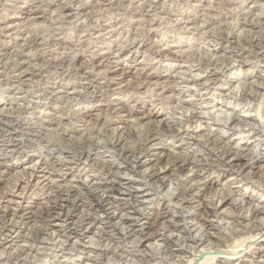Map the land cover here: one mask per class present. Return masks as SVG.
<instances>
[{
	"label": "rangeland",
	"instance_id": "374dc122",
	"mask_svg": "<svg viewBox=\"0 0 264 264\" xmlns=\"http://www.w3.org/2000/svg\"><path fill=\"white\" fill-rule=\"evenodd\" d=\"M151 128L138 165L120 155ZM258 135L264 0H0V264H264ZM57 192L72 202L46 220Z\"/></svg>",
	"mask_w": 264,
	"mask_h": 264
},
{
	"label": "bare ground",
	"instance_id": "6f19581e",
	"mask_svg": "<svg viewBox=\"0 0 264 264\" xmlns=\"http://www.w3.org/2000/svg\"><path fill=\"white\" fill-rule=\"evenodd\" d=\"M67 8H65V10H66ZM226 38V37H225ZM35 41V40H34ZM33 41V42H34ZM30 43V42H29ZM250 43V42H249ZM39 75V74H38ZM110 77V76H109ZM110 83V82H109ZM109 86V85H108ZM148 116V115H147ZM162 129V133L165 135H168V136H172V137H174V136H176L177 135V129L175 130V127H172L169 123H167L166 122V124H164V126L161 128ZM140 133V132H139ZM149 133V132H148ZM165 135V136H166ZM147 137V136H146ZM159 134H158V132H156V129H152L151 128V130H150V135L148 136V138L145 140V142L143 141V143L142 144H140V146H139V148H136V149H126L125 147H122L121 149L119 148V150H120V155L121 156H123L124 158H131V159H133L134 157V159H133V162H134V164L135 165H138L141 161H140V158H141V156L146 152V150L148 149V147H149V145L150 144H152V143H154L155 141L157 142L158 141V139H159ZM258 140L260 141V143H261V145L262 146H264V139H263V137L262 136H259L258 135ZM121 141V139L119 140V139H116V141L115 142H113V144L112 145H114L115 143H119ZM214 140H210L209 142H211L213 145H218V144H216L217 142H213ZM122 142V141H121ZM123 143V142H122ZM121 143V145L123 146V144ZM84 144V143H83ZM88 144V143H87ZM118 145V144H117ZM116 145V146H117ZM126 145V144H125ZM84 146V145H83ZM211 146V145H210ZM129 147V146H128ZM211 147H213V146H211ZM97 148H98V146H97ZM83 150H80V155H78V156H89V151L87 152V151H84V148H82ZM95 149H96V147H95ZM231 152L232 151H230V150H223V151H220V152H218V153H215L214 154V157H215V159H217V160H221L222 161V163L225 165V167L227 168V169H233V168H235V167H237V166H239L238 165V162H240L241 160H242V156L241 155H235V158H234V156H233V154H231ZM78 153V152H77ZM91 155V154H90ZM135 155V156H134ZM134 156V157H133ZM133 157V158H132ZM79 158H81V157H79ZM80 160V159H79ZM217 160H214L213 159V163L215 162V161H217ZM165 161H167V160H165ZM167 162H169V160L167 161ZM171 163H172V161H171ZM244 163V162H243ZM249 163V162H248ZM198 164V163H197ZM241 164V163H240ZM191 164L187 161V160H185V159H183V160H181V159H176L175 161H173V167L174 168H176L177 170H184L186 167H188V166H190ZM214 165V164H213ZM211 166V165H210ZM108 167V173L111 171V173H112V169H113V164L111 165H109V166H107ZM172 167V166H171ZM234 170V169H233ZM240 172V171H239ZM151 176L154 178V179H159L160 177H162L161 176V172L160 171H158V169L156 170V169H154L151 173ZM239 174V173H238ZM150 176V177H151ZM125 183L123 182V181H120L118 184H115V183H111L110 185H108V187H107V189H105L106 190V193L108 194V196H107V198L106 199H103V198H99L98 196H96L95 194L92 196V201H93V203H95V205H96V207H98V208H100V209H102V210H104V212L108 209V208H106L107 206H105V204H106V202H107V204H109V201H110V196L109 195H112V194H117L118 193V191H119V189H120V185H124ZM20 186H21V184H20ZM22 187V186H21ZM58 194L55 196V199L53 198V200H56V201H54L53 202V204H52V206L50 207V208H47L46 207V209H44L43 210V214L44 215H46L47 217H46V220H47V218H53L54 216H53V214H54V209H57V207L58 206H60L59 205V203L60 202H67V203H71L72 201H70L71 199H69L70 197H72L73 195L71 194V196L70 197H68V196H65V195H63L61 192H57ZM92 193V192H91ZM120 193V192H119ZM122 194V193H121ZM130 196H132V194H129ZM191 195V194H190ZM206 199V198H205ZM205 199H201V198H199V200H198V202H199V213H201V214H203V215H205V219L209 222V219L210 218H212V217H215V216H217L218 215V207L217 206H214V201H207V200H205ZM224 200L225 199H223V198H221L220 199V204H222L223 203V206L226 204V203H224ZM191 203V202H190ZM211 206H213V207H211ZM43 214H42V216H43ZM107 214V213H106ZM260 214H264V208H261V209H257V210H255V211H253V216L254 217H257L258 215H260ZM66 215V214H65ZM108 215V214H107ZM143 215V214H142ZM202 215V216H203ZM40 217H41V214H40ZM66 217V216H65ZM204 217V216H203ZM45 218V217H44ZM120 218V220L122 221V222H127V223H129V219L128 218H121V217H119ZM234 219V221H236V222H240V221H242V219H243V217L242 216H236V217H234L233 218ZM49 220V219H48ZM108 220L110 221V222H113L114 220H115V218L114 217H110V216H108ZM94 221H95V219H93V218H89V219H87V222H88V224H93L94 223ZM211 221V220H210ZM45 222V221H44ZM210 223V222H209ZM46 224V223H45ZM83 224V223H82ZM205 224V223H204ZM6 226V225H5ZM81 226V225H80ZM208 226H212V224H209ZM255 226V225H254ZM7 227V226H6ZM5 227V228H6ZM78 227V226H77ZM5 228H3V229H5ZM168 228V227H167ZM170 228L171 229H177L178 228V224H172L171 226H170ZM81 229V228H80ZM85 229V228H84ZM110 229V228H109ZM250 229V228H249ZM258 229V228H257ZM154 230V229H153ZM156 230V229H155ZM154 230V231H155ZM258 230H261V228L260 229H258ZM3 231V230H2ZM74 231V230H73ZM79 231V230H78ZM80 231H82V230H80ZM151 231V230H150ZM4 232V231H3ZM70 232H72V231H70ZM76 232V231H75ZM83 232V231H82ZM111 232H113V233H115L116 232V230L115 229H113V230H111ZM137 232H141V233H143L144 231L143 230H139L138 231V229L136 228V227H133V229L131 230V232L129 233V236L130 235H132L133 236V234H137ZM261 232H262V230H261ZM260 232V233H261ZM140 233V234H141ZM73 234V233H72ZM148 234V233H147ZM159 234V233H158ZM70 235V234H69ZM151 235V234H150ZM153 235V234H152ZM187 236H188V238H189V240H191L192 242H194V241H197L198 240V238L195 236V237H193L190 233H187L186 234ZM259 235V233L256 235V236H258ZM70 236H72V235H70ZM162 236H167L165 233L162 235ZM192 236V237H191ZM105 237H106V239L108 240V239H111V236H110V231H106V233H105ZM251 238L252 239H254L255 237L252 235L251 236ZM105 239V238H104ZM203 239L202 238H200L197 242H199V241H202ZM250 239H247V241H248V244H247V246L248 245H253L252 244V240L251 241H249ZM115 241V240H114ZM246 241V240H245ZM196 242V243H197ZM244 242V241H243ZM245 243V242H244ZM247 243V242H246ZM245 245V244H244ZM243 245V246H244ZM240 246V245H239ZM238 246V247H239ZM243 246H241V247H243ZM246 246V245H245ZM237 247V246H236ZM249 247V246H248ZM233 248H235L234 246H233ZM232 248V250H234ZM212 249V248H211ZM236 249V248H235ZM26 250V249H25ZM208 250V249H207ZM216 251V250H215ZM214 251V252H215ZM220 251V250H219ZM236 251V250H235ZM208 252H211L210 250L208 251ZM213 252V253H214ZM217 253H218V251H216ZM215 252V253H216ZM221 252V251H220ZM231 252V251H230ZM244 253V252H243ZM237 254H240V253H236V252H234L233 254L231 253V256L232 255H237ZM246 254V253H245ZM170 256V255H169ZM247 256V254L244 256V257H246ZM212 257V256H211ZM215 259V257L212 259H209V260H214Z\"/></svg>",
	"mask_w": 264,
	"mask_h": 264
}]
</instances>
